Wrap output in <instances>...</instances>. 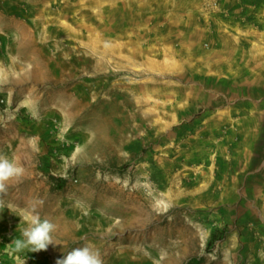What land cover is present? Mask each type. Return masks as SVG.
<instances>
[{
    "label": "rangeland",
    "instance_id": "1",
    "mask_svg": "<svg viewBox=\"0 0 264 264\" xmlns=\"http://www.w3.org/2000/svg\"><path fill=\"white\" fill-rule=\"evenodd\" d=\"M0 156V264H264V0H0Z\"/></svg>",
    "mask_w": 264,
    "mask_h": 264
},
{
    "label": "clouds",
    "instance_id": "2",
    "mask_svg": "<svg viewBox=\"0 0 264 264\" xmlns=\"http://www.w3.org/2000/svg\"><path fill=\"white\" fill-rule=\"evenodd\" d=\"M21 171L13 160L0 156V189L5 187L4 181L18 176ZM53 229L54 225L49 220L33 214L22 230L21 237L15 240L10 254L19 264H25L20 253L25 250L35 252L46 249L54 242L51 237ZM56 264H102V261L99 252L93 246L85 244L67 251L63 258L57 259Z\"/></svg>",
    "mask_w": 264,
    "mask_h": 264
},
{
    "label": "trees",
    "instance_id": "3",
    "mask_svg": "<svg viewBox=\"0 0 264 264\" xmlns=\"http://www.w3.org/2000/svg\"><path fill=\"white\" fill-rule=\"evenodd\" d=\"M64 182V180H62ZM222 232V230L220 229H216L213 234H212V238L210 240L209 245L212 246L218 239H220L221 237L219 236V234Z\"/></svg>",
    "mask_w": 264,
    "mask_h": 264
}]
</instances>
